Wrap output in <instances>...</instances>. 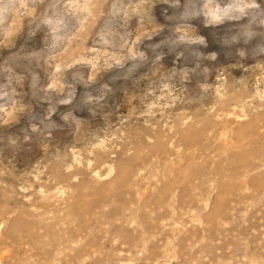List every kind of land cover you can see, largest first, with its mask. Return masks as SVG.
<instances>
[{"label":"rangeland","instance_id":"obj_1","mask_svg":"<svg viewBox=\"0 0 264 264\" xmlns=\"http://www.w3.org/2000/svg\"><path fill=\"white\" fill-rule=\"evenodd\" d=\"M240 2L16 0L0 264H264V16L207 23Z\"/></svg>","mask_w":264,"mask_h":264},{"label":"clouds","instance_id":"obj_2","mask_svg":"<svg viewBox=\"0 0 264 264\" xmlns=\"http://www.w3.org/2000/svg\"><path fill=\"white\" fill-rule=\"evenodd\" d=\"M15 3L16 0H0V24L3 23L5 14L12 10V6ZM71 3L72 0H66V6ZM233 13H243L244 15L250 14L252 16H264V5H262L259 0H241L240 3L233 4L229 8H226L222 16L213 17V19L208 21L207 23H222L224 19H236V16ZM40 23L42 25L48 26L53 37H56V34L62 30L61 25L67 27V23L65 22V20L58 19L54 21L51 17L47 15L40 19ZM198 39L203 41L204 37H199ZM141 55H143V53H141ZM210 55L214 56L215 53H210ZM160 58L162 59L163 56L161 55Z\"/></svg>","mask_w":264,"mask_h":264}]
</instances>
